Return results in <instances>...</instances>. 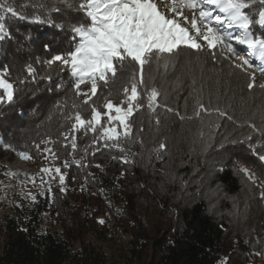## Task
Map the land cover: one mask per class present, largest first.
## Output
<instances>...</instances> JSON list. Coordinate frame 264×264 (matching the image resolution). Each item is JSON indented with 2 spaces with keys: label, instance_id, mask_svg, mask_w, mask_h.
<instances>
[{
  "label": "trees",
  "instance_id": "16d2710c",
  "mask_svg": "<svg viewBox=\"0 0 264 264\" xmlns=\"http://www.w3.org/2000/svg\"><path fill=\"white\" fill-rule=\"evenodd\" d=\"M10 2L28 18H6L10 35L0 41V71L17 89L11 104H0V136L33 158L44 156L36 145L50 137L64 182L57 175L35 201L4 216L0 264H264V162L257 155L264 154V83L250 88L253 74L229 57L181 45L142 70L127 66L110 82L109 99L118 103L133 72L144 80L137 89L143 106L129 117L131 136L120 138L123 152L80 131L73 150L72 134L65 139L71 117L89 113L73 108L82 98L68 71L44 61L74 43L68 25L85 19L76 10L80 0H69L72 8L63 0ZM35 15L64 27L36 23ZM48 75L51 81L41 78ZM153 88L154 110L147 106ZM241 164L257 181L238 170ZM111 224L129 236L119 260L105 251Z\"/></svg>",
  "mask_w": 264,
  "mask_h": 264
},
{
  "label": "snow or ice",
  "instance_id": "6c2138e0",
  "mask_svg": "<svg viewBox=\"0 0 264 264\" xmlns=\"http://www.w3.org/2000/svg\"><path fill=\"white\" fill-rule=\"evenodd\" d=\"M63 2L72 8L69 0ZM160 6L167 8L172 14L171 18L160 11ZM54 10L60 11L59 8ZM76 10L83 12L85 19L77 23L69 22L74 43L69 44L67 51L52 54L51 59L44 61L49 68L56 65L60 71H68L75 95L82 98L80 105L74 103L73 108L86 109L89 113L88 117H84L77 110L71 117L73 123L69 134L73 137V150L77 148L74 134L80 131L83 135L89 132L95 134L94 144L103 141L104 147L124 151L120 138L131 136L129 117L143 106L137 89L144 80L142 74L138 77L133 72L121 89L123 98L118 103L109 99L112 95L109 84L115 82L117 73H122L129 65H136L142 70L145 64L159 61L166 54L174 55L181 45H185L198 51L206 46L209 50H215L210 53L214 57L222 55L226 49L232 57L243 61V65L237 67H253L252 62L239 54L233 44L235 42V45L244 46L246 56L261 62L260 71L264 73V36L254 32L256 27L264 32V0H159V3L157 0H80ZM185 10L192 13L191 20L185 15ZM8 17L28 18L10 0H0V40L10 35L6 24ZM32 20L61 29L64 27V23H56L51 18L39 15L33 16ZM182 23L189 24L190 28L182 26ZM25 39L31 40V34ZM44 47L50 48L48 44ZM25 68L28 76L35 79L36 69L33 65L29 63ZM7 76V72L0 71V104H11L17 90ZM41 78L52 80L51 75ZM251 80L250 88L254 86V75ZM102 88L108 89V96L98 95ZM158 95L155 88L148 92L147 106L150 109L154 110ZM97 101H100L99 107ZM114 122H118L123 130L118 131ZM44 151L51 152V149L45 148ZM20 155L24 159H32L27 153ZM257 155L264 162V154ZM75 163L80 164V161ZM65 166H68L67 163ZM238 170L249 179L253 178L248 168L240 167ZM43 171L48 172L49 169ZM55 171L59 173L60 169L56 168ZM60 182H64L63 175ZM99 223L104 224L105 221L100 220ZM220 264H227V261Z\"/></svg>",
  "mask_w": 264,
  "mask_h": 264
},
{
  "label": "rangeland",
  "instance_id": "374dc122",
  "mask_svg": "<svg viewBox=\"0 0 264 264\" xmlns=\"http://www.w3.org/2000/svg\"><path fill=\"white\" fill-rule=\"evenodd\" d=\"M157 2L159 3V0H157ZM160 11L164 12L169 18H171L172 14L167 10V8L160 6ZM185 15L188 16L189 20H191V12L185 10ZM182 26L190 28L189 24L182 23ZM200 42L203 43L202 41ZM233 44L237 47L239 54L244 56L245 59H248L254 65L253 67H243L255 76V80L258 83L263 84L264 73L260 71L259 67L261 62L253 60L250 56H246L244 46L235 45V42H233ZM223 54L233 60L236 64L243 65L242 60L232 57L226 49ZM65 134L68 135L69 130L66 131ZM47 141L51 142L46 143ZM37 145L40 146L38 149L44 154V156L24 159L21 157L19 152L9 149L3 143L2 137L0 136V222L7 213L12 211L13 205L17 203L21 205V202L24 201H35L38 198V194L43 192L57 175H59V177L62 175L55 171L56 168L60 167L56 164L57 155L55 154L52 139L50 137H46L40 140ZM45 148L51 149V152L44 151ZM240 166L248 168L244 164H241ZM45 168L49 169V171L44 172L43 169ZM249 171L253 175L252 180L257 181V175L253 173L252 170L249 169ZM261 195H264V192L261 191L259 193V197H261ZM33 197L35 199H33ZM98 219L104 220V218L101 217ZM55 226L57 227V225ZM46 227H48L47 223L43 225L41 230H44ZM110 229V239L105 245V251L110 259L119 260V253L123 246H125V241H127L129 236L113 224L110 225ZM251 254L253 255V260L256 257H259L257 256L258 254L255 250L251 251ZM258 259L259 263L262 262L264 260V255H261Z\"/></svg>",
  "mask_w": 264,
  "mask_h": 264
},
{
  "label": "built area",
  "instance_id": "2783aa9c",
  "mask_svg": "<svg viewBox=\"0 0 264 264\" xmlns=\"http://www.w3.org/2000/svg\"><path fill=\"white\" fill-rule=\"evenodd\" d=\"M263 196H264V195H261L262 198H264ZM258 239H260V241H262V242L264 243V233H262V234L258 237Z\"/></svg>",
  "mask_w": 264,
  "mask_h": 264
}]
</instances>
